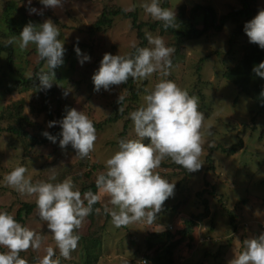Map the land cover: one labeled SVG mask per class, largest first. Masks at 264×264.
<instances>
[{
    "label": "rangeland",
    "instance_id": "1",
    "mask_svg": "<svg viewBox=\"0 0 264 264\" xmlns=\"http://www.w3.org/2000/svg\"><path fill=\"white\" fill-rule=\"evenodd\" d=\"M141 3L142 0H63L62 6L56 8L45 7L39 0H31V5L26 0H3L0 4L1 44H8L6 41L11 36H18L26 23L39 24L51 19L65 49L63 63L54 69L52 86L46 90H41L39 83L36 88L19 89L20 86L15 85L17 80L20 81L19 75L9 72L5 60L7 53H1L0 177L15 166L23 165L25 175L32 182L45 180L55 183L71 177L74 188L81 192L105 170L104 162L117 149L119 138H136L128 113L144 103L146 91H150L158 80L174 81L190 95L198 97V108L203 106L202 111L198 109L203 114L201 131L204 135L199 157L202 166L191 172L182 170L176 163L173 167L164 168L161 166L164 161L173 162L165 157L154 169L167 181L174 182L173 194L156 213V221L148 224L142 219L114 225L105 210L114 206L109 203L107 194L97 191L100 198L95 213L92 217L89 213L81 226L74 229L80 238L69 257L64 258L55 248V241L46 222L38 217L37 209L29 215L22 213V222L19 223L42 237L39 249L29 247L19 253L29 264H35L44 255L46 246L54 248L53 258H58L60 264H86L81 238H96L101 242L91 252L97 258L92 259L91 264H122L125 260L128 264H161L160 251L167 239L160 234L172 236L170 242L176 240L184 221L203 211L204 200L207 201L209 216L191 228L189 235L173 250L172 264H228L235 254L243 250V240L264 232V115L258 114L253 102L239 94L222 77L226 67L234 65L249 43L244 32L232 44L228 42L232 31L242 20L226 22L221 32H208L200 39L180 42L178 47L174 45L172 35H160L158 31H149L145 27L144 33L161 36L167 46L175 49L171 54L168 76L162 77L157 70L144 79H134L131 90L122 84L111 85L107 91L93 90L91 76L103 53L129 54L138 41L130 19L116 17L110 29L98 34L91 30L93 23L106 8H121L126 13H135L137 23L159 21L146 13ZM162 3L164 8L174 9L175 17L183 7L186 18L196 5L213 8L216 17L242 8L241 0H161ZM249 5L253 17L264 8V0H250ZM30 6L39 9L40 14L29 13L27 9ZM201 19L197 16L195 20L198 29L202 28ZM9 45L15 55L14 69L24 79L33 76L40 62L39 71H48L46 61L38 59L33 44L24 49L19 48L16 42ZM74 46L87 53L90 59L83 64L78 63ZM146 47H151L148 41ZM133 90L139 93L137 103L132 106L130 95ZM119 96L123 97V105L118 109L122 113L121 118L95 130L93 148L84 157L76 156L70 145L61 149L58 140L57 143L37 144L31 139L42 142V131L49 132L59 126L47 127V122L59 120L66 107L82 111L93 123H101L113 116L112 103ZM18 118H22L19 123ZM20 126L28 136L19 137L5 132L6 128ZM143 142L148 143L147 138ZM221 148H233L234 154L226 155ZM209 152L214 159L213 170L207 169L205 159ZM51 177L54 179L50 180ZM22 203L35 204L34 195L21 194L13 186L0 182V210L15 217ZM228 212L234 216L232 223ZM0 248L7 250L3 246Z\"/></svg>",
    "mask_w": 264,
    "mask_h": 264
},
{
    "label": "clouds",
    "instance_id": "2",
    "mask_svg": "<svg viewBox=\"0 0 264 264\" xmlns=\"http://www.w3.org/2000/svg\"><path fill=\"white\" fill-rule=\"evenodd\" d=\"M2 2L0 0V4ZM62 2L39 0L41 5L49 8L60 7ZM26 3L31 5V0H26ZM140 6L152 18L160 20L162 27L174 24V9L161 7V0H142ZM27 11L40 14L34 6L28 7ZM242 30L250 43L264 49V8L244 22ZM58 36L55 23L45 19L39 24H24L18 36H11L6 41L8 44L16 42L21 49L33 44L38 59L46 61L48 71L37 75L41 90L52 86L54 69L63 63L65 49ZM145 36L151 47L134 45V51L124 55L103 53L91 76L94 91H107L111 85L122 84L129 77L144 79L157 70L162 77L168 76L171 54L175 49L167 46L159 35L146 32ZM74 52L80 64L90 59L78 46H74ZM252 72L264 78V59L252 67ZM261 93L264 94V91ZM118 100H123V97L119 96ZM143 101L142 105L128 113L136 138H119L117 149L104 162L105 170L95 178L98 192L107 194L109 203L114 206L105 210L116 226L142 219L148 224L156 221V213L174 190V182L167 181L154 171L165 157L189 172L202 166L199 157L204 135L201 131L203 114L198 110V97L190 95L174 81L162 78L150 91H146ZM56 124L60 126L58 146L61 149L70 145L76 156L84 157L93 148L95 128L92 120L82 111L66 107L61 118L48 121L47 127ZM41 135L57 143L56 134L44 130ZM144 138L148 143L143 142ZM25 172L23 165H17L4 173L0 182L13 186L21 194L34 195L38 217L46 222L59 255L68 258L80 238L74 229L79 228L84 218L93 211L92 205L100 196L92 190L81 194L74 188L71 177L55 183L45 180L32 182ZM41 244L39 233L19 223L9 212L0 210V246L7 249L0 251V264H29L19 253L29 247L39 249ZM242 248L228 264H264V232L243 240ZM54 255V248L46 246L44 255L35 264H60L58 258H53ZM122 264H128V261Z\"/></svg>",
    "mask_w": 264,
    "mask_h": 264
},
{
    "label": "trees",
    "instance_id": "3",
    "mask_svg": "<svg viewBox=\"0 0 264 264\" xmlns=\"http://www.w3.org/2000/svg\"><path fill=\"white\" fill-rule=\"evenodd\" d=\"M249 1L250 0H241L242 8L240 10H235L219 17H216L213 8L209 6L196 5L190 9L189 17L186 18L184 16L185 9L183 7H180L178 15L175 17L174 24L168 28L162 27V22L160 20L153 22L152 24L142 23V22L137 23V18L135 13H131V12L126 13L121 8H116V9L106 8L100 13L99 18L93 23L91 30L94 31L93 32L94 34L104 33L112 27V23H113L112 20L116 17H120L131 20V27L135 30L136 38L138 40L135 46L146 47L147 38L143 31V29L146 27L149 31H158L160 35L161 34L163 35L165 33L172 35L175 40L174 45H177L178 47L180 42L200 39L208 32H214V33L221 32L226 22L229 21L236 22L242 20L232 31L229 37L228 42L229 44H232L233 40L237 39L242 35L244 22L252 18V11L250 9ZM161 7H163V3ZM197 16L202 17L200 21L202 25L201 29H198L195 26L196 23L195 20L197 19ZM67 50L71 51L72 49H67ZM133 51H134V47L131 49L129 53H132ZM3 52L7 53V57L5 58V60H6V67L9 70V72L16 73L17 75H19L18 77L20 81L17 80L15 85L20 86L19 89L22 90L36 88L37 84L39 83L37 79V75L41 72V70L39 71L41 62L34 69L33 76L24 79L21 76V73L14 69L15 55L14 52L12 51V47L9 44L0 43V55ZM262 59H264V49L259 48L255 43L249 42L243 48L240 57L236 60L234 65L228 68L226 67V69L222 74V77L227 83L233 86L239 94H244L253 102L254 106L256 107V112L258 114L264 115V94L261 93L262 91H264V78H260L259 76H257L255 73L252 72V67L255 64H258ZM202 60L203 59L201 58L200 62ZM196 67L198 68V66ZM133 84H134V79L129 77V79L126 82L122 83V86L129 88V90H131L133 88ZM138 93L139 92H137L136 90H133L131 92L130 105L133 106V104L137 103ZM122 105H123L122 100L114 101L112 103L113 116L107 117L101 123H93L95 130H100L102 129L103 125L110 122H114L117 119L121 118L122 113L119 112L118 109ZM135 109L136 108L134 107L133 110ZM198 109L202 111L203 106L202 109L201 108ZM20 120H22V118H18L17 120L18 123L20 122ZM59 131H60V126L52 128L49 131V133L56 134L58 140ZM5 132L14 134L19 137L28 136L26 132L22 131L21 126L18 128L17 127L6 128ZM123 133H121V136L124 135ZM31 139L34 140V142L37 144H42L49 141L45 137L42 142L32 137ZM220 150L222 153L226 155L228 154L229 156L234 154L233 148L232 149L221 148ZM205 160L208 164L207 169L213 170L214 159L212 153L209 152V154L206 155ZM173 165L174 162L167 163L165 161L163 162V164H161V166L164 168L173 167ZM175 165L182 168V170H185L183 166L178 164ZM88 190H92L94 193L98 191L95 182L85 186L81 190V193H84L85 191ZM198 195L200 196V193ZM202 205H203V211L191 216L190 219L184 221V227L182 230L178 232L179 237L176 240L170 242V240L173 239L172 236L165 233L160 234L161 236H165V238L167 239V243L162 247V250L160 251L161 256L163 258L161 264H172L173 250L183 242V240L187 235H189V233L192 230L191 228L195 227L197 224H200L204 219H206L209 216V208L207 207V201L205 200L202 201ZM95 207H97V202L92 205L93 211L90 212V217H92V215L95 213ZM34 209H36L35 204L22 203L14 219H16L18 222H22V215L23 214L29 215ZM228 216L230 218V222L232 223L234 219L233 214L228 212ZM80 242L84 246L85 259L87 262L86 264H91L92 259L94 260L97 259L95 256L91 254V252L93 249L95 250L100 245L101 242L96 238H81ZM0 251H2L1 248Z\"/></svg>",
    "mask_w": 264,
    "mask_h": 264
}]
</instances>
